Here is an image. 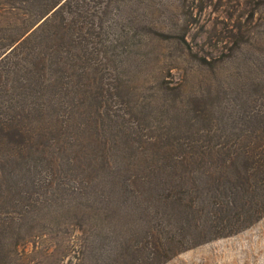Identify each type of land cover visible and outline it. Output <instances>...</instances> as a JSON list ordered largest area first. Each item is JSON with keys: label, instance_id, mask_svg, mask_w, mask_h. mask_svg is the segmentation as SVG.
Listing matches in <instances>:
<instances>
[{"label": "rangeland", "instance_id": "rangeland-1", "mask_svg": "<svg viewBox=\"0 0 264 264\" xmlns=\"http://www.w3.org/2000/svg\"><path fill=\"white\" fill-rule=\"evenodd\" d=\"M125 10L135 46L111 81L115 96L107 103L108 111L126 113L130 133L116 138L113 163H60L52 182L36 187L30 200L15 205L9 194L0 195V264H264V212L233 232L213 235L199 229L203 216L188 219L165 193L143 190L141 183L144 168L181 156L188 160L180 163H222L207 151L224 141L226 107L239 104L236 89L264 71V0H129ZM200 93L204 101H197ZM207 104L218 111L199 112ZM84 137L79 145L90 151L92 137ZM178 142L173 159L157 153ZM74 147L71 158L77 142ZM203 148L207 153L199 158ZM233 163L253 162L240 156ZM0 171V192L6 184L16 189ZM128 176L135 192L118 193L116 185ZM147 180L155 186L153 177ZM154 225L171 228L180 241L168 245L167 257L157 256L165 246L163 234L154 238Z\"/></svg>", "mask_w": 264, "mask_h": 264}, {"label": "trees", "instance_id": "trees-1", "mask_svg": "<svg viewBox=\"0 0 264 264\" xmlns=\"http://www.w3.org/2000/svg\"><path fill=\"white\" fill-rule=\"evenodd\" d=\"M128 1L0 0V17L4 15L0 19V168L5 171L2 177L12 179L16 188L6 184L0 195L9 194L12 204L30 200L36 187L49 185L60 163L114 162L116 138L130 133L126 113L108 111L107 103L115 96L111 81L125 67L126 52L135 46L125 12ZM214 63L209 64L212 69ZM257 77L236 89L239 104L226 107L227 132L219 134L223 143L209 151L199 149V158L209 152L222 163H180L188 160L181 156L175 163L144 168L143 190L165 193L166 200L175 202L190 220H195L194 214L203 216L199 229L213 235L233 232L247 218L256 219L264 212V71ZM203 96L200 93L197 101H204ZM208 105L199 112L218 111ZM85 133L92 137L94 155L79 145ZM108 134L113 144L108 143ZM76 142L79 150L71 158ZM180 145L171 143L164 149L168 154L157 153L173 159L171 149ZM134 151L142 155L140 149ZM240 156L253 163H233ZM44 170L47 173L42 175ZM21 175L26 177L20 180ZM150 177L155 186L147 180ZM166 178L174 183L172 190ZM134 183L128 176L116 191L134 193ZM27 185L28 190H22ZM190 190L197 198L182 196ZM252 192L259 193L247 197ZM171 230L154 225V238L162 234L164 238L158 257L168 256V245L179 244ZM187 237L182 240L191 242Z\"/></svg>", "mask_w": 264, "mask_h": 264}]
</instances>
